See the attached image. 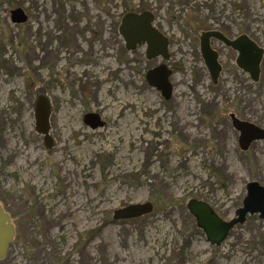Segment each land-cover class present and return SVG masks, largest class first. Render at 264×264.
I'll list each match as a JSON object with an SVG mask.
<instances>
[{"label":"rangeland","instance_id":"374dc122","mask_svg":"<svg viewBox=\"0 0 264 264\" xmlns=\"http://www.w3.org/2000/svg\"><path fill=\"white\" fill-rule=\"evenodd\" d=\"M17 9L27 22H12ZM146 11L170 41L168 101L145 79L161 60L119 34L126 13ZM213 30L264 49V0H0V205L15 227L0 264H264L258 214L216 247L187 209L201 200L230 221L247 184L264 186V141L242 150L231 119L264 130V57L255 83L213 40L214 85L200 52ZM38 91L52 105L48 143ZM148 202L152 213L114 219Z\"/></svg>","mask_w":264,"mask_h":264},{"label":"water","instance_id":"95a60500","mask_svg":"<svg viewBox=\"0 0 264 264\" xmlns=\"http://www.w3.org/2000/svg\"><path fill=\"white\" fill-rule=\"evenodd\" d=\"M11 19L14 24H23L27 22L28 17L22 9H17L12 12ZM119 34L125 42L127 51L135 52L140 48H145V56L148 61L161 60L158 66L151 68L147 72L145 79L150 87L161 92L165 100H170L173 95V86L171 84L173 71L167 65L170 59V41L167 36L154 26V15L147 11L126 13L121 19ZM213 40L222 43L225 47L232 49L238 54L236 59L237 67L247 73L253 82L257 83L260 80L264 49L259 47L247 35H240L237 38L230 39L223 33L213 30L204 32L200 36V52L214 85L218 84L222 65L219 62V53L212 47ZM51 112L52 105L49 99L42 91H38L35 103L36 127L47 143L51 141L49 135ZM231 119L235 130L239 133V144L242 150H247L254 142L264 141V130L262 128L249 122L241 121L234 115H231ZM84 120L86 125L93 130L105 125V122L101 120L98 114H87ZM153 209V204L149 202L129 205L116 210L114 219H137L152 213ZM187 209L195 218L197 227L203 231L207 241L212 246L219 247L228 238L230 232L237 225L243 224L248 216L258 214L259 218L264 221V186L257 182L247 184L246 196L242 202V207L237 210L235 217L230 221L223 220L208 203L201 200H189ZM0 213H3L1 205ZM5 223H7V228L13 229L10 216L3 213V218L0 220V237L5 230ZM12 235L13 230L11 233L9 232V236L12 237ZM6 240L7 237L2 239L0 243V260L5 258Z\"/></svg>","mask_w":264,"mask_h":264},{"label":"flooded vegetation","instance_id":"af4514ba","mask_svg":"<svg viewBox=\"0 0 264 264\" xmlns=\"http://www.w3.org/2000/svg\"><path fill=\"white\" fill-rule=\"evenodd\" d=\"M213 42V41H212ZM125 207V206H124ZM124 207H122V208H124ZM119 209H121V208H119ZM3 213H6V214H8L4 209H3ZM3 213H0V220L3 218ZM9 215V214H8ZM10 216V215H9ZM10 220H11V224L13 225V221H12V218H11V216H10ZM4 227H5V230H4V232H3V234L1 235V240L2 239H5L6 237H7V242H6V247H5V256L7 255V253H8V250H9V248H10V246H11V244H12V242H13V240H14V236H15V227H14V225H13V229L12 228H7V223H5L4 224ZM12 230H13V235H12V237H10L9 236V232L11 233L12 232ZM8 235V236H7ZM1 240H0V243H1ZM3 242V241H2Z\"/></svg>","mask_w":264,"mask_h":264}]
</instances>
